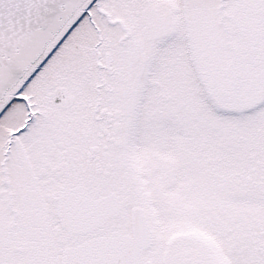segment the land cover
I'll list each match as a JSON object with an SVG mask.
<instances>
[{"label":"snow or ice","instance_id":"snow-or-ice-1","mask_svg":"<svg viewBox=\"0 0 264 264\" xmlns=\"http://www.w3.org/2000/svg\"><path fill=\"white\" fill-rule=\"evenodd\" d=\"M0 264H264V0H0Z\"/></svg>","mask_w":264,"mask_h":264}]
</instances>
